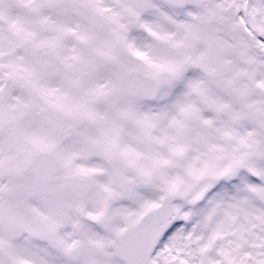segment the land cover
I'll list each match as a JSON object with an SVG mask.
<instances>
[{
	"label": "snow or ice",
	"instance_id": "snow-or-ice-1",
	"mask_svg": "<svg viewBox=\"0 0 264 264\" xmlns=\"http://www.w3.org/2000/svg\"><path fill=\"white\" fill-rule=\"evenodd\" d=\"M0 264H264V0H0Z\"/></svg>",
	"mask_w": 264,
	"mask_h": 264
}]
</instances>
